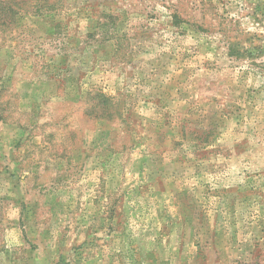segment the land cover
Here are the masks:
<instances>
[{
    "label": "rangeland",
    "instance_id": "1",
    "mask_svg": "<svg viewBox=\"0 0 264 264\" xmlns=\"http://www.w3.org/2000/svg\"><path fill=\"white\" fill-rule=\"evenodd\" d=\"M0 264H264V0H0Z\"/></svg>",
    "mask_w": 264,
    "mask_h": 264
}]
</instances>
